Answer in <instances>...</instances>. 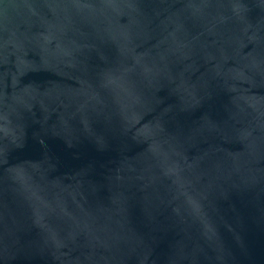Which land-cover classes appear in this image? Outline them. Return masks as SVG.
<instances>
[{
    "label": "water",
    "instance_id": "1",
    "mask_svg": "<svg viewBox=\"0 0 264 264\" xmlns=\"http://www.w3.org/2000/svg\"><path fill=\"white\" fill-rule=\"evenodd\" d=\"M0 264H264V0H0Z\"/></svg>",
    "mask_w": 264,
    "mask_h": 264
}]
</instances>
